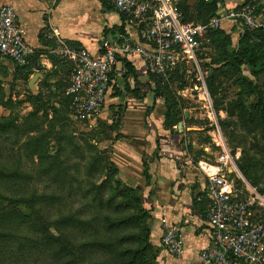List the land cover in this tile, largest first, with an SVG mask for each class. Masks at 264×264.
I'll use <instances>...</instances> for the list:
<instances>
[{"label":"rangeland","instance_id":"374dc122","mask_svg":"<svg viewBox=\"0 0 264 264\" xmlns=\"http://www.w3.org/2000/svg\"><path fill=\"white\" fill-rule=\"evenodd\" d=\"M179 1L193 19L217 16L212 12L216 0ZM208 37L215 41L211 57L218 60L217 66L203 62L201 49L197 66L178 71L165 98L170 117L177 112L184 127L193 130L185 136L197 143L193 150L187 146L192 164L225 148L239 155L238 186L245 180L264 195V103L258 105L264 85L234 61L245 48L257 46L247 37L233 46L230 33L220 28ZM205 46L211 45L203 42ZM61 75L57 101L28 95L16 84L11 89L16 95H6L0 103V264H126L128 259L131 264H151L162 247L160 239L158 246L151 242L154 215L146 191V152L140 145L132 146L134 136L126 125L139 119L140 110H127L129 101L113 106L115 122L109 128L75 121L63 97L68 79ZM196 75L203 78L215 111L222 113L214 121L204 116L197 100ZM214 134L220 145L209 155L200 146L211 142ZM34 139L43 149L41 159L32 151ZM106 214L113 219L131 215L133 221L116 226V231L100 230L107 223ZM129 233L134 236L129 242L115 240ZM102 237L111 244L104 249L92 244ZM126 247L133 250L120 257Z\"/></svg>","mask_w":264,"mask_h":264},{"label":"crops","instance_id":"0c3cea01","mask_svg":"<svg viewBox=\"0 0 264 264\" xmlns=\"http://www.w3.org/2000/svg\"><path fill=\"white\" fill-rule=\"evenodd\" d=\"M245 1L247 0H216L215 13L219 15L227 9L240 6ZM251 1L256 5L264 2ZM2 5L13 7L27 43L34 47L36 52L32 66L28 70L17 67L12 61L0 55V103L5 100L6 95H16V92L13 93L11 90L16 84L23 85L28 95H39L44 100L51 99L52 102L61 99L57 95L59 83L63 80L61 73L69 79L70 71L63 62L65 60L56 53L59 41L74 47H83L91 55L97 56L103 39L116 42L121 36L129 34L133 41L138 40L134 28L110 7L108 0H0V7ZM219 28L230 33L233 46L243 38L244 32L231 22L224 21ZM247 39L257 47L241 51L243 57H239V60H242L240 66L249 78L252 77L264 85V34H253ZM204 42L205 44L209 42L211 46L202 48L205 52L203 62L213 67L217 66L218 60L211 57L215 41L206 36ZM248 57L255 58L254 68H261L263 72L252 76L245 60ZM126 61L129 63L127 76L123 77L128 67L122 76L114 75V84L109 89L96 124L111 127L115 122L113 106H119L125 101H129L127 110H140L137 117L139 119L131 120L126 125L132 131L131 136H134L131 139H135L131 140L132 146L140 145V150L146 152L147 160L143 165L148 174L146 191L149 193L154 215L151 242L158 246L163 225L170 223L181 226L183 238V251L180 257L171 256L160 248L152 264H212L204 263L199 258V251L208 243V230L203 207L196 205L193 200L194 195L199 193L203 186V175L197 170L196 163L207 157L202 156L192 164L187 149L193 150L197 143L186 139L185 136L190 133L188 131L193 130L184 127L183 121L177 116L178 113L170 117L172 111L169 110L165 97L157 96L155 93L160 81L147 71L144 62L137 56L123 59V64ZM121 64V61H118L116 68ZM188 65L184 64L180 69L188 68ZM35 74L41 76L34 81V90H31L28 81ZM175 76L169 84L161 82L160 84L171 88ZM63 94L70 108L65 91ZM143 105H146V110L141 109ZM123 107L121 116H124L126 110L125 106ZM2 109L0 104V114L3 113ZM213 110L214 118H217V114L222 116L221 112L215 111L214 101ZM184 116L187 119L190 117L187 110ZM167 121L171 123L168 124ZM111 131H115L114 127ZM215 136L216 134L211 138V142L202 143L200 146L209 155L214 145H220ZM145 142L146 146H141ZM114 147L118 148L115 144ZM255 264H264V255L262 261Z\"/></svg>","mask_w":264,"mask_h":264},{"label":"built area","instance_id":"2783aa9c","mask_svg":"<svg viewBox=\"0 0 264 264\" xmlns=\"http://www.w3.org/2000/svg\"><path fill=\"white\" fill-rule=\"evenodd\" d=\"M109 5L134 28L137 41L129 34L116 42L103 39L97 56L63 41L58 42L56 50L70 64L65 95L70 97L71 116L92 126L102 113L114 75L120 77L125 73L123 59L139 57L151 75L162 84H169L184 64L198 65L196 55L207 32L219 28L222 22H231L242 31H264V2L243 3L204 23L186 20L178 0H109ZM35 52L23 35L13 7L2 5L0 55L23 68L31 65ZM118 61L122 64L116 68ZM199 80L197 100L205 117L214 121L212 97L203 78ZM238 158V154L222 148L213 158L196 163L203 175L197 201L205 205L204 221L208 230V243L199 251L204 263L255 264L263 259L264 195L245 180L238 186ZM160 246L171 256L180 257L181 226L164 224Z\"/></svg>","mask_w":264,"mask_h":264},{"label":"trees","instance_id":"16d2710c","mask_svg":"<svg viewBox=\"0 0 264 264\" xmlns=\"http://www.w3.org/2000/svg\"><path fill=\"white\" fill-rule=\"evenodd\" d=\"M246 2H251V3H253L254 4V2H252V1H245L244 3H246ZM108 3H109V0H108ZM178 6H179V8L182 10V12H183V14H184V16H185V19L186 20H189V21H193V22H202V23H204V22H206V21H208L210 18H208V19H205V20H197V19H193L187 12H186V10L182 7V4L180 3V1L178 0ZM215 10H216V3L214 4V5H212V12L214 11L215 12ZM213 15H215V13H213ZM214 30H217V29H211V30H209L208 32H207V34H206V36H207V38H208V34L210 33V32H212V31H214ZM244 33H243V37L245 38V37H249V36H251V35H257V34H264V31H261V30H257V31H248L247 29H245L244 31H243ZM245 52V51H244ZM245 54V53H244ZM237 56V55H236ZM235 56V57H236ZM242 57H243V55H242ZM246 60V62H247V65L249 66V71H250V73L252 74V76H257L259 73H261V72H263V69H261V68H259V69H255L254 68V62H255V58H251V57H248V58H246L245 59ZM234 61H236L235 63H238V64H240L241 65V63H242V60H237V59H234ZM63 62H65L66 63V65H67V68L69 69V71H70V64L68 63V62H66V61H63ZM125 67H126V69H127V67H128V70H127V72L125 73V75H123V77L125 76H127V73H128V71H129V63L126 61L125 62ZM32 65H30V66H28V67H23V68H21V67H19V68H21V69H24V70H28L30 67H31ZM183 69L184 68H182L181 69V71H183ZM180 70V69H179ZM178 70V71H179ZM178 71L176 72V74L175 75H178L177 73H178ZM213 81H214V77H213V74H210L209 76H208V85H209V87H211V86H213ZM171 89L169 88V86L168 85H161L160 84V82L157 84V86H156V88H155V93H156V95L157 96H163V97H165L166 98V94L170 91ZM215 92V90H212V94ZM66 98L70 101V97H68V96H66ZM264 103V95L263 96H260L259 98H258V105H262ZM169 108V107H168ZM174 113H177V112H174ZM174 120H176V118H174ZM167 123L168 124H170L171 123V121H167ZM35 141V144H34V147H33V149H32V151L33 152H35L36 153V155L41 159L43 156H44V154H43V149H42V147H39V142H38V140H36V139H34L33 141H32V145H33V142ZM259 191H260V189H258ZM261 192V191H260ZM200 194L199 193H197L196 195H194V198H193V200H194V203L196 204V205H201L202 207H203V215H204V211H205V205H204V203L203 202H199V201H197V197L199 196ZM109 215L108 214H106V219H107V223H106V225H104V226H102L101 228H100V230L103 228V229H105V230H115L116 231V226H119V225H123V226H126L127 224H129V223H132V221H133V219H132V216L131 215H127V216H124V217H120V218H109ZM147 228V227H146ZM148 230V228L146 229V231ZM4 234V233H3ZM133 235L131 234V233H129V234H127V235H121L120 237H118L117 236V238L115 239L117 242H120L122 245L123 244H125V243H127V242H129L130 241V239H133ZM105 239L102 237V238H100V240H96L95 239V241H92V244L94 245V246H96V247H101V249H104L105 248V246H107V245H110L109 244V242H105L104 241ZM128 249L130 250V253H131V251L133 250L132 248H129V247H126L125 249H123L122 251H121V253H123V254H120V257L121 256H124V254H127V253H129L128 252ZM134 249H136L135 247H134ZM158 252V251H157ZM157 254V253H156ZM154 258H155V256H154ZM154 258L152 259V261H151V264L153 263V260H154ZM127 262H126V264H131V262H132V260L131 259H128V260H126Z\"/></svg>","mask_w":264,"mask_h":264},{"label":"water","instance_id":"95a60500","mask_svg":"<svg viewBox=\"0 0 264 264\" xmlns=\"http://www.w3.org/2000/svg\"><path fill=\"white\" fill-rule=\"evenodd\" d=\"M39 76H41L40 74H35V75H33L30 79H29V81H28V86H29V88L31 89V90H34V81L37 79V77H39Z\"/></svg>","mask_w":264,"mask_h":264}]
</instances>
